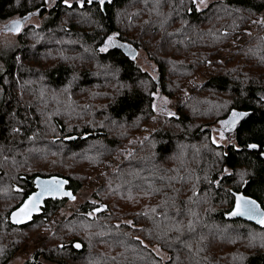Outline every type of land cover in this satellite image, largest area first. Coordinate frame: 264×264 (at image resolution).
Instances as JSON below:
<instances>
[{
	"label": "trees",
	"instance_id": "trees-1",
	"mask_svg": "<svg viewBox=\"0 0 264 264\" xmlns=\"http://www.w3.org/2000/svg\"><path fill=\"white\" fill-rule=\"evenodd\" d=\"M263 11L264 0H0V21L40 19L13 29L17 44L0 57V264L66 202L12 226L36 177L67 179L76 196L151 120L155 101ZM108 39L124 47L101 51ZM233 113L242 115L227 144L214 143ZM263 152L264 22L23 264H264V223L232 215L240 195L264 210Z\"/></svg>",
	"mask_w": 264,
	"mask_h": 264
},
{
	"label": "rangeland",
	"instance_id": "rangeland-1",
	"mask_svg": "<svg viewBox=\"0 0 264 264\" xmlns=\"http://www.w3.org/2000/svg\"><path fill=\"white\" fill-rule=\"evenodd\" d=\"M55 0H48V4L52 5ZM205 5V2L201 6ZM15 22H19V26L22 27L27 25L37 26L40 24V19L36 15H30L27 18L13 17L7 21H0V57L1 55L7 54L12 51L17 44V38L15 36L16 32H13L12 26ZM264 22V11L256 17L251 23L245 26L238 34L234 35L229 43L221 50V52L211 60L209 64L204 65L199 71L194 75V77L185 84L175 95L171 98L161 97L158 101H155V114L149 120L143 128L138 131L132 139H130L123 148L114 155V157L109 161V163L102 168L96 177L93 178L89 183L83 186L76 194L75 201H66L63 208L56 213H54L44 225L41 226L39 230L36 229L35 234L32 235L31 239L27 241L21 248L20 251L14 256V258L8 264H23L28 261L35 250L69 218L75 209L85 201H87L94 191L95 187L103 180L107 173H110L115 166L122 160V158L131 152L135 146H137L144 138L156 127L158 126L165 117L173 115L176 111L177 106L186 99L190 94H192L206 79H208L212 74H214L222 64L228 59L231 54L239 49L247 40L250 34H253L259 27L260 23ZM114 46L124 47L117 41L113 39L106 40L103 48L108 49ZM137 64L142 70L147 71L152 77L155 74L152 72L154 65L148 62L145 54L139 52ZM1 94V91H0ZM229 122V121H228ZM238 125V121L235 124H231L229 129H226L228 133L215 135L212 134L213 141L216 144L225 145L226 137L229 131H234V128ZM224 126V125H223ZM231 129V130H230ZM225 130V129H224ZM43 264H51L45 262L43 259H39Z\"/></svg>",
	"mask_w": 264,
	"mask_h": 264
},
{
	"label": "water",
	"instance_id": "water-1",
	"mask_svg": "<svg viewBox=\"0 0 264 264\" xmlns=\"http://www.w3.org/2000/svg\"><path fill=\"white\" fill-rule=\"evenodd\" d=\"M19 28L14 29V31L19 30ZM261 156L264 159V152L261 154ZM68 186L69 181L58 176L36 177L33 182V192H31L23 200V202L10 213V224L15 227H23L31 224L34 218L42 215L45 208V203L47 201H75L76 196L73 191L68 188ZM239 197L254 201L258 210L251 217L248 215H233V217L255 226H262L263 223H261L260 221L262 218H264V216H262V214H264V210L262 209L260 204L249 197L243 195H240ZM239 197H237L234 202L232 213L236 210L237 200ZM21 209H23V211H21ZM76 245H79V247H76ZM72 247L77 251H80L82 249V245L78 242L73 243Z\"/></svg>",
	"mask_w": 264,
	"mask_h": 264
},
{
	"label": "snow or ice",
	"instance_id": "snow-or-ice-1",
	"mask_svg": "<svg viewBox=\"0 0 264 264\" xmlns=\"http://www.w3.org/2000/svg\"><path fill=\"white\" fill-rule=\"evenodd\" d=\"M101 2L103 3V0H101ZM201 2H203V0H201ZM18 28H19V22H15L14 25L12 26V29L10 30L18 29ZM104 50L106 49H101V51H104ZM240 115L242 114L233 113L234 119L230 123L235 124L236 120L239 119ZM226 123H229V122H226ZM221 138H223V134L221 135ZM251 147L255 148L256 146L252 145ZM257 210L258 209L254 201H250L243 197H239L237 200L236 210L232 213V215H241V216L248 215L251 217L257 212ZM21 211H23V209H21ZM262 216H264V214H262ZM260 222L264 223V218H262ZM76 247H79V245H76Z\"/></svg>",
	"mask_w": 264,
	"mask_h": 264
}]
</instances>
